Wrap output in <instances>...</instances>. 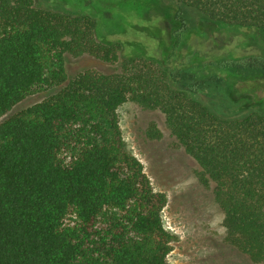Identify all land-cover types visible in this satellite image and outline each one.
<instances>
[{
  "label": "trees",
  "instance_id": "1",
  "mask_svg": "<svg viewBox=\"0 0 264 264\" xmlns=\"http://www.w3.org/2000/svg\"><path fill=\"white\" fill-rule=\"evenodd\" d=\"M164 1L179 22L170 58L198 32L192 15L254 29L264 41V0ZM96 27L35 0H0V120L59 88L0 122V264H169L168 199L121 137L127 101L163 114L201 183L213 184L228 242L264 263V114H219L200 83L176 80L185 75L158 55L70 74V57L119 62L120 45L98 41Z\"/></svg>",
  "mask_w": 264,
  "mask_h": 264
},
{
  "label": "rangeland",
  "instance_id": "2",
  "mask_svg": "<svg viewBox=\"0 0 264 264\" xmlns=\"http://www.w3.org/2000/svg\"><path fill=\"white\" fill-rule=\"evenodd\" d=\"M39 7L89 16L98 41L121 47L117 63L84 56L70 57V74L94 68L119 69L125 59L156 56L173 66L181 83H200L202 96L219 114H264V41L254 29L211 23L193 16V31L184 50L170 58L177 9L164 0H35ZM192 41V42H191ZM191 43V44H190ZM167 54V56H166ZM165 56L162 59V56ZM236 62L228 66L227 62ZM181 79V80H180ZM59 88L29 96L8 115L44 101ZM127 149L144 165L157 192L166 194L165 228L174 236L169 264H255L227 240L224 213L214 186L199 178V164L177 143L158 111L127 101L118 109ZM264 264V263H262Z\"/></svg>",
  "mask_w": 264,
  "mask_h": 264
}]
</instances>
